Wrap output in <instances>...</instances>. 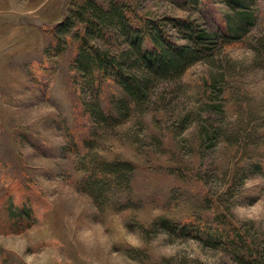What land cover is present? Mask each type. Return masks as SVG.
I'll return each mask as SVG.
<instances>
[{"label":"rangeland","instance_id":"1","mask_svg":"<svg viewBox=\"0 0 264 264\" xmlns=\"http://www.w3.org/2000/svg\"><path fill=\"white\" fill-rule=\"evenodd\" d=\"M85 1L0 0V208L8 194L17 203L28 193L35 215L23 233L0 232V264H237L226 245L162 232V218L232 226L235 250L241 237L245 255H264V63L254 53L264 0H246L253 24L220 42L211 64L161 85L146 112L114 126L89 118L73 45L52 52L51 30ZM118 1L138 18L195 20L213 34L234 18L226 0ZM113 95L108 85L98 110L110 113ZM101 161L134 170L95 201L79 182L82 168Z\"/></svg>","mask_w":264,"mask_h":264},{"label":"trees","instance_id":"2","mask_svg":"<svg viewBox=\"0 0 264 264\" xmlns=\"http://www.w3.org/2000/svg\"><path fill=\"white\" fill-rule=\"evenodd\" d=\"M106 3V8L94 0L74 5L50 32L51 51L55 55L62 54L66 45H73L72 70L79 79L77 87L81 96L87 95L93 101L94 104L85 105L86 112L95 125L101 126H114L119 119L127 118L131 110L146 112L161 85L174 84L198 62L211 64L220 42L224 45L236 40L254 21L246 0H226L234 18L229 19L222 34L208 32L195 20L141 19L125 2L106 0ZM170 30L182 43H177ZM254 53L264 63V34L257 38ZM108 85H114L120 95H113L112 111L106 114L102 108L98 110L100 104L96 101L105 94ZM158 96L162 100L163 93ZM133 170V165L126 161L90 163L82 168L79 188L95 201H102L112 188L126 186ZM259 173L264 176V169ZM27 194L21 195L17 203L13 194L7 195L0 208L1 233L20 234L33 226L35 215ZM155 226L168 235L209 241L214 248L226 245L237 253L234 256L237 264H264V255L254 251L244 254L248 246L241 237L238 239L242 245L234 249L236 241L229 230L232 226L219 225L207 230L166 218L157 220Z\"/></svg>","mask_w":264,"mask_h":264}]
</instances>
